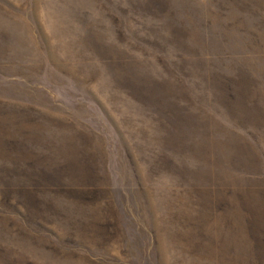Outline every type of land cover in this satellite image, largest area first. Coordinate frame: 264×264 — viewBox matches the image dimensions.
Here are the masks:
<instances>
[{"label": "rangeland", "instance_id": "374dc122", "mask_svg": "<svg viewBox=\"0 0 264 264\" xmlns=\"http://www.w3.org/2000/svg\"><path fill=\"white\" fill-rule=\"evenodd\" d=\"M0 264H264V0H0Z\"/></svg>", "mask_w": 264, "mask_h": 264}]
</instances>
